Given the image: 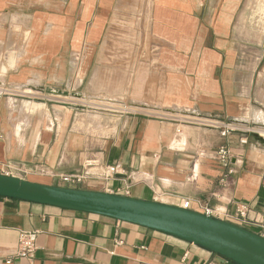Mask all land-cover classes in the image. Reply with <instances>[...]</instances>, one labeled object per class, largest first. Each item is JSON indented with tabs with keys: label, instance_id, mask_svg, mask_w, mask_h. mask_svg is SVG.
<instances>
[{
	"label": "crops",
	"instance_id": "obj_1",
	"mask_svg": "<svg viewBox=\"0 0 264 264\" xmlns=\"http://www.w3.org/2000/svg\"><path fill=\"white\" fill-rule=\"evenodd\" d=\"M241 3L149 0L150 56L127 87L128 33L114 23L118 8L135 10L139 0H64L53 9L0 0V173L181 207L188 200L191 210L261 234L264 46L258 61L253 46L242 57ZM229 123L236 130L223 137ZM222 144L233 152L226 187ZM89 160L121 168L109 179L92 168L80 185L62 180ZM241 205L245 222L229 216ZM24 230L40 231L33 261L16 255ZM0 264L232 263L138 224L0 197Z\"/></svg>",
	"mask_w": 264,
	"mask_h": 264
},
{
	"label": "water",
	"instance_id": "obj_2",
	"mask_svg": "<svg viewBox=\"0 0 264 264\" xmlns=\"http://www.w3.org/2000/svg\"><path fill=\"white\" fill-rule=\"evenodd\" d=\"M0 197L89 212L184 239L221 262L264 264V236L199 211L123 194L43 184L0 173Z\"/></svg>",
	"mask_w": 264,
	"mask_h": 264
},
{
	"label": "rangeland",
	"instance_id": "obj_3",
	"mask_svg": "<svg viewBox=\"0 0 264 264\" xmlns=\"http://www.w3.org/2000/svg\"><path fill=\"white\" fill-rule=\"evenodd\" d=\"M42 1L46 3L45 8L52 7L53 9L52 4L55 3V1L59 3L64 0ZM263 5L264 0H242V3L238 7L239 33H245V36L240 39L242 46L241 54L244 59H246V57L250 54L248 51L252 46L255 50V53L253 54L254 60L258 61L261 56L262 46H264V12H261L259 8ZM148 10L149 0H139V7L135 10L132 8V11L127 8H121L120 10L118 8L117 10V13L119 14L118 17L120 16V19H117L116 23H114L115 27L119 33H128V37L126 38L128 46L123 53H121L122 62H126L128 68H130L127 87L131 82V74H134V67L136 63L139 62L141 58L147 59L150 56L149 51L151 39L148 37L150 26L148 21ZM247 33H249V39L246 38ZM135 44L138 45V47H141V49L143 48V51L140 52V48L137 50L135 48ZM144 51L146 55L143 53ZM99 98L102 99L103 97ZM95 101L96 104L98 102L101 103L100 100ZM95 120H97V118H95Z\"/></svg>",
	"mask_w": 264,
	"mask_h": 264
},
{
	"label": "built area",
	"instance_id": "obj_4",
	"mask_svg": "<svg viewBox=\"0 0 264 264\" xmlns=\"http://www.w3.org/2000/svg\"><path fill=\"white\" fill-rule=\"evenodd\" d=\"M3 93L0 92V97ZM198 118H201L198 116ZM236 130V125L233 123L224 124L221 126V135L223 137H226L230 132ZM216 159L219 163V165L223 169V174L220 179V185L223 187L228 186V180L230 176L234 173V167H233V152L232 149L227 144L220 145L216 150ZM98 167L104 174L105 179H109L113 177L114 175L119 173V170L121 168L120 164H108L103 165L99 163L97 160H89L86 162L85 170L82 173L78 174H69V175H63L62 180L69 184V185H80L85 182L88 176L95 175V173H92L91 169ZM122 189H120L121 191ZM126 195L129 194L128 190H125ZM190 201H184L183 206L186 209H189ZM248 212L247 205H241L236 212L231 216L232 218L239 220L241 222L246 221ZM213 211L211 209H207L206 214L211 215ZM262 232L261 235L264 236V222L261 224ZM40 234L39 230H24L19 235V241H18V250L16 255L21 258H25L29 261H33L35 257V253L38 249V236ZM118 244H121V240H117Z\"/></svg>",
	"mask_w": 264,
	"mask_h": 264
},
{
	"label": "bare ground",
	"instance_id": "obj_5",
	"mask_svg": "<svg viewBox=\"0 0 264 264\" xmlns=\"http://www.w3.org/2000/svg\"><path fill=\"white\" fill-rule=\"evenodd\" d=\"M259 9H260L261 12H264V5H263L262 7H260ZM1 49H2V48H0V50H1ZM109 100H110V99H109ZM111 100H113V99H111Z\"/></svg>",
	"mask_w": 264,
	"mask_h": 264
}]
</instances>
